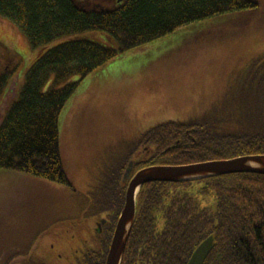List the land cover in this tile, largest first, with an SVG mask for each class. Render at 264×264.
<instances>
[{
    "label": "trees",
    "instance_id": "1",
    "mask_svg": "<svg viewBox=\"0 0 264 264\" xmlns=\"http://www.w3.org/2000/svg\"><path fill=\"white\" fill-rule=\"evenodd\" d=\"M258 8L255 0H125L109 8L93 0H0V17L19 29L37 54L20 99L8 107L0 124V169L70 185L62 160L59 118L80 82L58 87L60 83L74 75L84 79L119 55L187 25ZM94 31L105 33L106 39L94 42L77 36ZM66 37L70 39L47 48ZM16 57L0 42V95L19 68ZM258 60L263 61L261 75L248 82L246 92L261 95L257 113L251 109L237 115L232 110L196 120L170 119L141 131L105 163L83 204H95L97 194L101 207L119 199V214L127 188L122 180L132 161H138V170L264 154V54ZM51 79L53 84L45 90ZM195 182L204 183L198 193L209 194L216 202L214 208L203 206L188 191ZM210 236L214 248L204 264H264L263 174L143 185L121 264H188Z\"/></svg>",
    "mask_w": 264,
    "mask_h": 264
},
{
    "label": "rangeland",
    "instance_id": "2",
    "mask_svg": "<svg viewBox=\"0 0 264 264\" xmlns=\"http://www.w3.org/2000/svg\"><path fill=\"white\" fill-rule=\"evenodd\" d=\"M255 1L256 11L187 25L119 55L84 79L74 75L60 83L58 87L80 82L59 118L62 160L70 185L0 169V244L18 236L21 229L47 230L64 210L75 217L105 163L141 131L170 119L196 120L232 110L237 115L251 109L257 113L261 95L246 94L248 82L261 75L263 61L258 59L264 54V0ZM77 36L94 42L106 39L98 31ZM0 42L19 62L0 95L1 124L8 107L20 99L37 54L20 30L1 17ZM52 84L53 79L45 90ZM203 186L195 182L188 191L203 206L214 208L216 202L209 194L198 193Z\"/></svg>",
    "mask_w": 264,
    "mask_h": 264
},
{
    "label": "flooded vegetation",
    "instance_id": "3",
    "mask_svg": "<svg viewBox=\"0 0 264 264\" xmlns=\"http://www.w3.org/2000/svg\"><path fill=\"white\" fill-rule=\"evenodd\" d=\"M93 1L103 8H109L125 0ZM137 164L138 161H134L130 178L142 169L136 170ZM122 181L128 187L130 179L125 180L123 177ZM120 188H117V194L121 193ZM126 191L127 188L125 195ZM97 196H94L95 204L79 206L73 218L68 212L65 214L64 210L45 231L28 233L21 229L18 236L0 244V264H103L106 247L111 236L113 239L122 211L118 214L116 209L119 199H115L113 205L101 207L103 204H100L101 200Z\"/></svg>",
    "mask_w": 264,
    "mask_h": 264
},
{
    "label": "water",
    "instance_id": "4",
    "mask_svg": "<svg viewBox=\"0 0 264 264\" xmlns=\"http://www.w3.org/2000/svg\"><path fill=\"white\" fill-rule=\"evenodd\" d=\"M133 168L134 161L130 162L125 170L124 179H130V181L125 195V205L115 229L106 264H121L122 262L135 222L138 193L143 185L153 182L195 181L229 174L257 173L264 175V154L186 165H152L142 168L130 178ZM213 248L214 237L210 236L196 248L188 264H204Z\"/></svg>",
    "mask_w": 264,
    "mask_h": 264
}]
</instances>
